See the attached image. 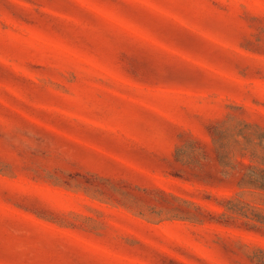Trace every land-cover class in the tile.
Listing matches in <instances>:
<instances>
[{
  "label": "rangeland",
  "instance_id": "374dc122",
  "mask_svg": "<svg viewBox=\"0 0 264 264\" xmlns=\"http://www.w3.org/2000/svg\"><path fill=\"white\" fill-rule=\"evenodd\" d=\"M0 264H264V0H0Z\"/></svg>",
  "mask_w": 264,
  "mask_h": 264
}]
</instances>
